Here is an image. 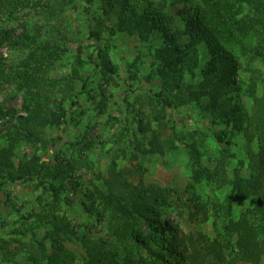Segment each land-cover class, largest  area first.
Segmentation results:
<instances>
[{"label": "rangeland", "instance_id": "1", "mask_svg": "<svg viewBox=\"0 0 264 264\" xmlns=\"http://www.w3.org/2000/svg\"><path fill=\"white\" fill-rule=\"evenodd\" d=\"M8 1L0 31L22 44L0 46V149L13 144V172L33 171L0 179V264H88L98 244L147 264H186L180 254L195 251L214 264L213 248L219 264H250L227 228L256 204L229 196L259 153L264 0ZM196 15L240 68L239 91L219 106L189 96L210 61L204 43L190 47ZM166 26L181 32L174 43ZM19 118L49 121L28 140L14 129ZM155 139L162 154L148 153ZM124 182L159 186L167 199L125 221L108 198ZM56 227L64 253L50 261Z\"/></svg>", "mask_w": 264, "mask_h": 264}, {"label": "trees", "instance_id": "2", "mask_svg": "<svg viewBox=\"0 0 264 264\" xmlns=\"http://www.w3.org/2000/svg\"><path fill=\"white\" fill-rule=\"evenodd\" d=\"M171 1V5H176L181 0ZM10 6H12L10 1L0 0V15L3 9H6L5 7ZM196 16L197 18L190 23L193 27L191 29L190 47L204 43L209 50L210 61L202 72L204 80L200 85V90L196 92L189 91V96L196 100L207 98L209 104L219 106L222 98L227 97L233 91H239L237 78L240 68L236 59L227 52L214 31H209L203 18L198 15ZM143 24V22H140L137 24V27L139 28ZM162 33L163 38L169 43H174L181 35V32L170 33L167 26L163 28ZM12 39V33L0 31V46L5 43H11V45L22 44L19 41L13 42ZM32 44L37 49L39 48L36 46V42ZM36 56L38 55L36 54ZM25 67L27 70L21 74L20 79L23 82V86L29 87L35 83V80L31 74H28V69H30L28 63ZM254 103L256 114L259 115V124L256 130L259 153L250 166L251 177L246 180H236L231 189L229 199L231 201H246L254 198L256 199V204L254 210H252V215L251 213L241 215L236 222L231 221L227 229L229 233L237 236V247L246 254L248 263L259 264L261 258L264 256V96L260 99H255ZM5 115L6 113H3L0 108V118L4 119ZM47 120L49 121L48 118H19L14 129L18 138L29 140L38 136L36 134L37 131L45 127ZM149 145V154H162L164 152L162 146L158 144L157 139L150 142ZM12 157V143H9L7 148L0 149V179L11 184L27 181L33 168L28 164L21 171L13 172ZM112 185L110 183L109 187L112 188ZM113 187L115 189L110 190L108 198L110 197V200H112V205L115 204L114 208L120 215V218L125 221L132 216L144 218L148 215L156 214L157 208L162 206L167 199L165 190L152 184L146 186L139 185L137 188H132L124 182ZM124 227L123 225L122 229ZM61 232L62 230L56 227V233L53 232L51 234V237H54L52 242L58 244V246L54 249V254L52 258L50 257V261L61 258V254L64 253L63 246L59 244L61 237L59 233ZM213 244H210L211 246L208 249L213 247ZM87 253L89 255L88 264H147L145 261H136L131 251H127L126 255L121 260H118L117 252L106 250L100 244L89 249L87 248ZM195 253L196 251L191 255L182 253L179 257L186 264H200ZM211 253L213 255H210V257L215 262L214 264L221 263V259L217 256L218 253L215 248L212 249Z\"/></svg>", "mask_w": 264, "mask_h": 264}]
</instances>
